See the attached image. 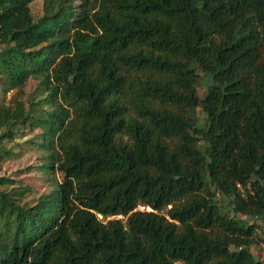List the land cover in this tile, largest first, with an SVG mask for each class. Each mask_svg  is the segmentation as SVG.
Listing matches in <instances>:
<instances>
[{
	"label": "trees",
	"instance_id": "trees-1",
	"mask_svg": "<svg viewBox=\"0 0 264 264\" xmlns=\"http://www.w3.org/2000/svg\"><path fill=\"white\" fill-rule=\"evenodd\" d=\"M31 1L0 0V127L63 176L27 206L0 175V264H264V0Z\"/></svg>",
	"mask_w": 264,
	"mask_h": 264
},
{
	"label": "rangeland",
	"instance_id": "rangeland-1",
	"mask_svg": "<svg viewBox=\"0 0 264 264\" xmlns=\"http://www.w3.org/2000/svg\"><path fill=\"white\" fill-rule=\"evenodd\" d=\"M30 6L34 16H39L42 13V0L31 1ZM209 82L210 75L203 73L202 80L197 87L199 95L203 94ZM35 87L36 78L31 76L21 88L10 89L6 93L4 101L10 107H14L15 102L20 100L23 102L24 107L27 108ZM2 97L3 95L1 94L0 101ZM198 113L202 114L199 107ZM7 126L12 128L13 136H5L0 142V148L10 150L7 157L1 162L0 175L11 179V185L22 191V199L20 201L27 206L33 204L40 194L48 192L52 185H55L54 193H57L58 184H55L54 179L61 180L63 173L57 168L52 171L44 167V163L48 160L46 156L48 149L41 144L43 141L41 129L24 127V124L14 122L0 127V132L4 131ZM7 186L2 185L0 188H6ZM217 196L220 202L226 203L224 197ZM138 208L150 209L144 205H139ZM237 215L248 221H254L255 230L249 247L256 258L264 260V217L251 218L242 213Z\"/></svg>",
	"mask_w": 264,
	"mask_h": 264
},
{
	"label": "built area",
	"instance_id": "built-area-1",
	"mask_svg": "<svg viewBox=\"0 0 264 264\" xmlns=\"http://www.w3.org/2000/svg\"><path fill=\"white\" fill-rule=\"evenodd\" d=\"M146 207L150 208L149 206H146ZM97 216L100 217V218L103 217V215L100 212H97Z\"/></svg>",
	"mask_w": 264,
	"mask_h": 264
}]
</instances>
